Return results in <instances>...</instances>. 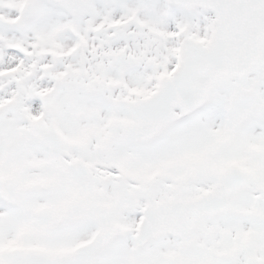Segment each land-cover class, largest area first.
<instances>
[{
	"label": "snow or ice",
	"instance_id": "6c2138e0",
	"mask_svg": "<svg viewBox=\"0 0 264 264\" xmlns=\"http://www.w3.org/2000/svg\"><path fill=\"white\" fill-rule=\"evenodd\" d=\"M0 264H264V0H0Z\"/></svg>",
	"mask_w": 264,
	"mask_h": 264
}]
</instances>
